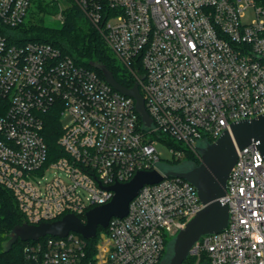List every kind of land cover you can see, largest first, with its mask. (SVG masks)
Returning <instances> with one entry per match:
<instances>
[{
    "label": "built area",
    "instance_id": "2783aa9c",
    "mask_svg": "<svg viewBox=\"0 0 264 264\" xmlns=\"http://www.w3.org/2000/svg\"><path fill=\"white\" fill-rule=\"evenodd\" d=\"M33 1L0 0V185L26 221L85 215L112 199L107 186L138 171L164 177L110 219L95 251L70 232L25 241L22 264H159L168 237L204 204L191 181L166 174L158 146L181 158L183 148L264 113V0H75L139 83L150 127L135 99L96 70L51 43L9 39L5 29L24 22ZM250 6L255 17L245 22ZM52 111L70 116L59 155L44 135ZM49 170L55 176L42 181ZM223 199L227 226L201 235L183 262L264 264V158L255 142L238 152Z\"/></svg>",
    "mask_w": 264,
    "mask_h": 264
},
{
    "label": "water",
    "instance_id": "95a60500",
    "mask_svg": "<svg viewBox=\"0 0 264 264\" xmlns=\"http://www.w3.org/2000/svg\"><path fill=\"white\" fill-rule=\"evenodd\" d=\"M90 64L100 69L106 81L115 89L135 99L136 109L144 125L150 127L152 118L146 109L139 83L135 82L133 86L128 87L115 78L106 64L98 61H91ZM251 142L256 143L257 149L264 158V113L252 119L236 120L206 147L196 146L202 153L199 165L186 171L166 172L167 175H177L191 181L204 204V207L176 235L169 264H181L189 248L201 235L221 231L227 226L228 203L223 199L226 195L227 178L236 162L238 152ZM163 177L158 170H142L129 181L107 186L114 192L112 199L87 210L85 219L75 213H67L52 221L39 223L24 221L17 224L12 228L5 242V249L10 250L19 240L36 241L46 235L65 237L70 232L79 233L86 239L94 238L98 228L107 227L112 217L127 215L131 200L144 184L157 183Z\"/></svg>",
    "mask_w": 264,
    "mask_h": 264
},
{
    "label": "trees",
    "instance_id": "16d2710c",
    "mask_svg": "<svg viewBox=\"0 0 264 264\" xmlns=\"http://www.w3.org/2000/svg\"><path fill=\"white\" fill-rule=\"evenodd\" d=\"M71 5V8L65 10L62 24L59 27L43 23H32L29 25L22 22L16 27L5 29V32L12 42L37 40L51 43L60 48L64 53L71 55L78 63L96 70L102 77H104L102 71L92 66L90 62L98 61L104 63L121 84L128 87L133 86L136 82L133 74L113 55L100 28L90 21L79 4L72 2ZM1 102L2 99L0 98V104ZM1 112H3V107L1 108L0 106ZM61 132L62 121L59 114L56 111H52L46 120L44 128L45 139L52 154H62L61 147L58 144ZM213 141L214 139H211L209 142ZM170 143L174 144L171 141ZM175 146L178 147V145ZM183 150L185 151L183 158H187L191 167H195L201 163L202 153L200 151L188 148H183ZM176 160H180V158ZM80 217L85 219V215H80ZM24 221H26L25 215L19 208L13 192L0 185V264L23 263L26 242L19 240L10 250L5 249V242L8 240L12 228ZM102 230L104 228L100 226L96 237L87 240L91 252L95 251V245ZM50 236L52 235H46L38 241H43Z\"/></svg>",
    "mask_w": 264,
    "mask_h": 264
},
{
    "label": "rangeland",
    "instance_id": "374dc122",
    "mask_svg": "<svg viewBox=\"0 0 264 264\" xmlns=\"http://www.w3.org/2000/svg\"><path fill=\"white\" fill-rule=\"evenodd\" d=\"M72 2L75 0H34L24 24L32 23H43L53 27H59L62 24V17L65 14V10L71 8ZM48 10V11H47ZM255 17V9L250 6L243 17L245 22L251 21ZM10 29V28H8ZM115 56L114 52L112 51ZM62 125H67L70 121V116L68 114H63L61 117ZM208 143L200 142L199 147H206ZM159 150L164 159L162 167L167 171H185L189 170L191 164L187 161V158L181 157L180 160L173 159V153L168 150L167 147L159 145ZM184 147V146H181ZM191 150V149H190ZM195 151H200L196 149ZM201 152V151H200ZM176 160V161H175ZM55 170H49L46 172L43 178L40 177L42 181L52 179L55 176ZM176 235H171L168 237V242L166 244V251L159 264H169L170 259L173 255V246ZM186 262H182L185 264Z\"/></svg>",
    "mask_w": 264,
    "mask_h": 264
},
{
    "label": "flooded vegetation",
    "instance_id": "af4514ba",
    "mask_svg": "<svg viewBox=\"0 0 264 264\" xmlns=\"http://www.w3.org/2000/svg\"><path fill=\"white\" fill-rule=\"evenodd\" d=\"M186 171V170H185Z\"/></svg>",
    "mask_w": 264,
    "mask_h": 264
}]
</instances>
